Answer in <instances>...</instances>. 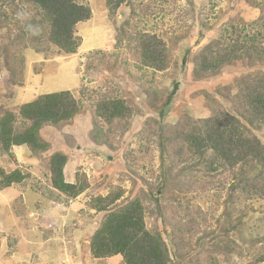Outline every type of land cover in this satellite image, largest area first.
Listing matches in <instances>:
<instances>
[{"label":"rangeland","instance_id":"obj_1","mask_svg":"<svg viewBox=\"0 0 264 264\" xmlns=\"http://www.w3.org/2000/svg\"><path fill=\"white\" fill-rule=\"evenodd\" d=\"M23 2L0 0L10 18L4 25L0 17V117L66 90L81 111L41 129L47 151L23 145L7 153L0 145V167L26 175L0 189V264H124L120 255L93 258L89 239L110 209L134 200L150 209L146 228L161 234L173 264H264V199L232 193L238 167L210 171L196 157L188 165L180 142L174 145L180 122L211 116L207 94L235 114L217 91L233 94L239 81L264 74V59L245 58L217 75L194 73L208 44L233 45L263 29L255 22L264 18V0H127L115 14L106 0H79L93 17L76 27L81 46L75 54L49 42V28L39 39H19L15 11ZM148 36L166 50L162 70L146 63ZM119 101L130 112L111 121L102 106ZM253 132L264 144V129ZM56 152L67 156L66 181L87 186L77 198L52 185ZM244 172L257 173L254 165ZM116 195L108 211L96 209L94 198ZM178 244L186 247L183 257Z\"/></svg>","mask_w":264,"mask_h":264},{"label":"trees","instance_id":"obj_2","mask_svg":"<svg viewBox=\"0 0 264 264\" xmlns=\"http://www.w3.org/2000/svg\"><path fill=\"white\" fill-rule=\"evenodd\" d=\"M106 2L110 13L115 14L127 0ZM35 4L39 10H43L44 18L50 24L47 33L49 42L67 54H75L81 46V39L76 36V27L92 19V10L82 5L79 0H35ZM0 17L4 18V25L10 19L2 6ZM255 24L263 29L257 34L241 37L239 43L226 44L220 39L208 44L196 56L195 76L201 78L217 75L225 66L243 58L263 60L264 18H259ZM16 25L22 31V35H18L19 39L25 38L27 34L24 28L18 21ZM144 43L146 63L148 61L159 63L156 67L162 70L167 57L161 42L155 36H148ZM236 88L233 94L231 88L219 89L217 93L227 96L237 113L228 112L207 94L205 106L210 109L211 116L201 120L188 119L180 122L181 128L174 145L180 142L179 155L188 157V165H193L195 161L191 159L196 157V160L204 163L210 171L235 170L238 167L240 171L234 173L232 193L239 192L249 198L264 199V144L253 132V129H264V74L243 79L236 84ZM177 89L176 87L173 92ZM173 92L166 106L172 102ZM109 103L111 104H105L102 108L111 121L130 112L121 101ZM80 111L79 102L68 90L41 95L35 101L22 105L18 115L6 111L0 117L1 148L8 153L13 147L27 145L36 154L47 151L49 143L42 139L41 129L44 126L66 123L75 118ZM165 114V111L161 112V115ZM19 120H23L21 125ZM66 163L65 154L56 152L52 155L51 182L59 192L70 198H77L87 186L66 181L64 173ZM250 165L255 166L256 175L247 176L244 172V168ZM25 177L26 175L18 169L8 173L0 167V189L21 183ZM118 197L119 195L99 196L93 199V203L98 211L105 212ZM149 210L140 200H134L117 209H110L100 227L89 239L93 258L103 259L120 255L124 264H173L161 234L146 228L144 217ZM178 246L180 248L178 255L185 256V245ZM190 246L187 248L190 249Z\"/></svg>","mask_w":264,"mask_h":264},{"label":"clouds","instance_id":"obj_3","mask_svg":"<svg viewBox=\"0 0 264 264\" xmlns=\"http://www.w3.org/2000/svg\"><path fill=\"white\" fill-rule=\"evenodd\" d=\"M37 8L35 0H24L15 11V19L30 37H41L50 27L49 22L44 18L43 10L38 11Z\"/></svg>","mask_w":264,"mask_h":264}]
</instances>
